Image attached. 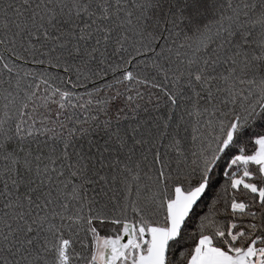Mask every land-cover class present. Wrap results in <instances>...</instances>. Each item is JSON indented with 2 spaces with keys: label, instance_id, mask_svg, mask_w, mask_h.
<instances>
[{
  "label": "snow or ice",
  "instance_id": "snow-or-ice-1",
  "mask_svg": "<svg viewBox=\"0 0 264 264\" xmlns=\"http://www.w3.org/2000/svg\"><path fill=\"white\" fill-rule=\"evenodd\" d=\"M0 264H264V0H0Z\"/></svg>",
  "mask_w": 264,
  "mask_h": 264
}]
</instances>
